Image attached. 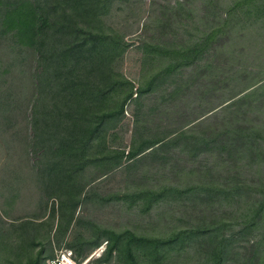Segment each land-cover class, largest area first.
I'll list each match as a JSON object with an SVG mask.
<instances>
[{"label":"rangeland","instance_id":"374dc122","mask_svg":"<svg viewBox=\"0 0 264 264\" xmlns=\"http://www.w3.org/2000/svg\"><path fill=\"white\" fill-rule=\"evenodd\" d=\"M262 5L264 0H126L110 9L103 22L129 45L117 70L131 82L133 95L107 139L110 149L124 151L121 165L97 178L92 162L71 181L51 179L47 171L40 179L34 174L24 145L29 125L23 113L31 55L9 65L11 56L0 51V264H63V257L70 261L64 264H93L98 258L131 264L126 257L130 240L133 264H202L195 244L167 242L203 217H217L222 207L215 204L214 212L195 207L194 196L169 189L201 185L216 159L202 155L163 162L146 154L129 160L127 152L132 138L138 145L141 138L154 139L196 119L221 118L218 109L227 99L264 78ZM126 93L125 88L111 95V103ZM96 148L94 139L90 161ZM177 153L174 148L169 156L177 158ZM216 165V172H225ZM66 184L75 188L72 197L60 192ZM42 186L58 189L46 199ZM116 239L120 255L109 251ZM145 241L160 243L158 256H145Z\"/></svg>","mask_w":264,"mask_h":264},{"label":"trees","instance_id":"16d2710c","mask_svg":"<svg viewBox=\"0 0 264 264\" xmlns=\"http://www.w3.org/2000/svg\"><path fill=\"white\" fill-rule=\"evenodd\" d=\"M125 1L0 0V51L11 56L9 65L16 58L31 55L30 95L23 107L29 135L24 145L39 179L47 171L51 179L61 176L71 181L88 162L98 166L97 178L121 165L124 151L110 149L107 139L120 124L117 118L123 117L124 106L133 95L131 82L117 70L129 45L114 30L107 29L103 19L115 4ZM258 11L264 12V5ZM163 18L166 20V15ZM125 88L127 93L111 103L110 96ZM263 108L264 78L227 99L218 109L219 119L218 114L213 119H206L210 115L196 119L194 124L162 132L154 139L141 138L138 145L132 138L129 160L148 154L163 162H189L209 155L221 165L219 168L225 169L223 173L216 172L214 163L204 171L201 185L188 190L169 189L178 196H194L195 207L211 212L216 210L215 204L222 207L217 217H203L199 224L167 242L195 244L203 255L202 264H264ZM206 123L204 132L195 134ZM94 139L97 154L90 161L88 147ZM174 148L178 156L185 157L169 156ZM105 150L109 151L106 157ZM49 187L41 188L46 199L58 189ZM60 190L70 197L75 192L67 184ZM119 243L120 239H116L109 251L120 255ZM142 243L145 256H158L159 242ZM242 243L245 245L237 246ZM131 244L132 240L126 243V257L133 264ZM93 264L107 263L98 258Z\"/></svg>","mask_w":264,"mask_h":264},{"label":"bare ground","instance_id":"6f19581e","mask_svg":"<svg viewBox=\"0 0 264 264\" xmlns=\"http://www.w3.org/2000/svg\"><path fill=\"white\" fill-rule=\"evenodd\" d=\"M62 261H63L64 263H69V262H70V261H68V259H66L65 257L62 258Z\"/></svg>","mask_w":264,"mask_h":264},{"label":"built area","instance_id":"2783aa9c","mask_svg":"<svg viewBox=\"0 0 264 264\" xmlns=\"http://www.w3.org/2000/svg\"><path fill=\"white\" fill-rule=\"evenodd\" d=\"M56 264V263H55Z\"/></svg>","mask_w":264,"mask_h":264},{"label":"clouds","instance_id":"9594fccd","mask_svg":"<svg viewBox=\"0 0 264 264\" xmlns=\"http://www.w3.org/2000/svg\"><path fill=\"white\" fill-rule=\"evenodd\" d=\"M64 264V263H63Z\"/></svg>","mask_w":264,"mask_h":264}]
</instances>
